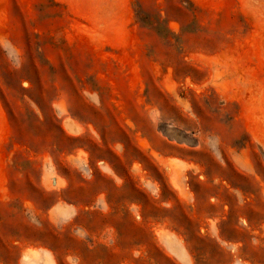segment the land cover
I'll return each mask as SVG.
<instances>
[{"label": "rangeland", "instance_id": "obj_1", "mask_svg": "<svg viewBox=\"0 0 264 264\" xmlns=\"http://www.w3.org/2000/svg\"><path fill=\"white\" fill-rule=\"evenodd\" d=\"M0 264H264V0H0Z\"/></svg>", "mask_w": 264, "mask_h": 264}]
</instances>
